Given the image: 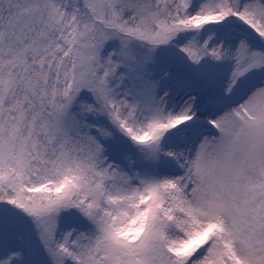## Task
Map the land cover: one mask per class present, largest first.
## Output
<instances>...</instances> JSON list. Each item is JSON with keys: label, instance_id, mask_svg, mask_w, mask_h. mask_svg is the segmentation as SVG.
Segmentation results:
<instances>
[{"label": "snow or ice", "instance_id": "obj_1", "mask_svg": "<svg viewBox=\"0 0 264 264\" xmlns=\"http://www.w3.org/2000/svg\"><path fill=\"white\" fill-rule=\"evenodd\" d=\"M0 264H264V0H0Z\"/></svg>", "mask_w": 264, "mask_h": 264}]
</instances>
